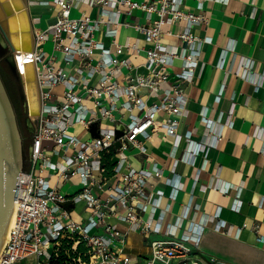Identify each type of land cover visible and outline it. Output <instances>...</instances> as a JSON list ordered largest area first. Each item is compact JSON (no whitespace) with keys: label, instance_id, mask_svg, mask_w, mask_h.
I'll return each instance as SVG.
<instances>
[{"label":"built area","instance_id":"obj_1","mask_svg":"<svg viewBox=\"0 0 264 264\" xmlns=\"http://www.w3.org/2000/svg\"><path fill=\"white\" fill-rule=\"evenodd\" d=\"M53 1L59 9L53 21L43 28L33 24L31 59L41 113L30 117L37 122L30 167L17 180L16 218L0 251V264H176L177 259V264H203L195 258L201 241L195 228L190 225L179 234L182 222L166 219L170 207L161 206L166 194L159 184L172 187L170 199L176 198L179 187L165 176L147 143L163 132L165 139L174 140V148L185 137L190 154L182 160L194 165L200 151L217 146L224 137L219 130L214 140L194 144L190 132H179L188 112L187 87L201 77L203 46L211 42L195 31L209 24L207 0H195L194 8L190 0ZM34 2L29 0V5ZM83 5L97 8L98 14L81 11ZM74 10L80 15L72 17ZM173 25H179L178 33L165 29ZM169 34L181 44L164 43ZM47 41L55 43L52 52L45 50ZM142 54L144 62L133 61ZM175 59L182 60L179 71H174ZM243 63L252 66L249 59L242 58ZM233 114L234 108L224 125L233 126ZM203 121L209 128L211 120L203 115ZM133 150L151 160L152 167H134L128 152ZM176 165L177 160L173 170ZM205 165L206 160L195 181ZM69 183L81 189L64 191ZM81 201L87 217L76 221L71 210ZM241 206L237 198L233 209ZM213 218L217 232H231L219 210ZM120 223L127 224L125 231ZM253 230L263 242L260 224ZM131 232L158 235L149 241L150 254L143 260L128 252Z\"/></svg>","mask_w":264,"mask_h":264},{"label":"crops","instance_id":"obj_2","mask_svg":"<svg viewBox=\"0 0 264 264\" xmlns=\"http://www.w3.org/2000/svg\"><path fill=\"white\" fill-rule=\"evenodd\" d=\"M37 1L29 10L32 20L40 19L43 28L54 19L55 2ZM229 2L227 5L205 2L211 17L209 24L207 28L197 26L195 31L202 38H211V42L203 46L201 77L187 87L188 112L179 127L182 135L191 133L194 144L214 140V134L219 130L223 132L222 141L200 151L194 165L182 160L190 154L185 137L172 148L174 140L165 139L164 133L159 132L147 145L164 168L165 176L179 187L176 198L170 199L172 187L164 181L159 184L166 194L161 206L170 207L166 219L182 222L183 229H179V234L190 225L195 228L201 240L195 252L203 256V264H214L216 260L231 264H264V241H258L253 230L254 224L258 223L264 235V0ZM188 4L194 8L196 1L190 0ZM95 10L97 13V8ZM165 29L178 33L179 25ZM122 32L133 37L137 35L132 29L123 28ZM99 37L109 44V39L102 33ZM162 41L169 45L181 44L176 35L170 34ZM138 58L133 57V61ZM223 58L225 62L220 65ZM242 58L249 59L252 66L242 65ZM174 65V71H179L182 60L175 59ZM173 81L174 78L170 82ZM233 108V126L228 127L224 124ZM203 115L211 120V128L206 126ZM172 151L174 155H171ZM130 155L134 167H152L151 160L146 161L145 157L141 164L134 162V157L141 154ZM205 160V168L195 181ZM237 198L242 202L239 211L233 209ZM85 210L86 206L80 220L87 217ZM218 210L220 219L231 227L228 234L214 229L217 219L213 220V216ZM129 237V254L143 259L150 254L149 241L158 235L148 238L140 232H131Z\"/></svg>","mask_w":264,"mask_h":264},{"label":"water","instance_id":"obj_3","mask_svg":"<svg viewBox=\"0 0 264 264\" xmlns=\"http://www.w3.org/2000/svg\"><path fill=\"white\" fill-rule=\"evenodd\" d=\"M19 17V36L12 32L11 18L15 17L8 0H0V41L9 46L12 53L20 47L25 51L34 48L33 20L30 14L29 0H12ZM12 13V14H11ZM18 40H21L20 42ZM26 63V62H24ZM19 71V70H18ZM21 74V72L19 71ZM24 76L21 74L24 93L30 117L34 116V80L32 71L29 73L25 65ZM94 127V134H95ZM122 135V130H117ZM120 142L116 143V147ZM23 170L19 160L18 136L14 117L0 82V251L3 248L6 234L14 211L17 180ZM214 264H231L216 260Z\"/></svg>","mask_w":264,"mask_h":264},{"label":"rangeland","instance_id":"obj_4","mask_svg":"<svg viewBox=\"0 0 264 264\" xmlns=\"http://www.w3.org/2000/svg\"><path fill=\"white\" fill-rule=\"evenodd\" d=\"M51 5H54L53 2H51ZM37 7H34L36 9ZM58 8H54V14L52 15L55 17L57 15ZM81 11H87L88 15L91 14V16H95L96 10L93 7H89L88 5H83L81 7ZM81 11L74 10L72 13V17H76L80 15ZM12 25H15V20L11 21ZM33 24L36 27H40V19H35L33 21ZM54 42L47 41L45 43V50L48 52H52L54 49ZM31 51V50H28ZM12 51L10 50L9 46L2 44L0 41V82L4 89L5 95L8 99L14 121L15 126L17 130V136H18V148H19V160L22 165L23 170H28L30 167V148H31V141L34 134V130L36 128V123L33 121L28 112H27V103H26V97L24 93V87L23 82L21 79V74L19 73L18 69L13 65L11 58L13 57ZM145 60V55L142 54L139 56L138 59H134V62L141 63ZM34 115V113L32 112ZM104 126H110L109 121L103 122ZM155 143H158V138H155ZM52 144H50L51 146ZM129 153H134L133 151H128ZM143 155H138L134 157V162L136 164H141L143 162ZM81 189V186L79 185H71L66 184L64 191L68 193H75L78 190ZM86 203L84 201H81L76 204V207L71 210V215L73 219L76 221H79L81 219L82 212H84ZM127 228L126 223H120V230L125 231ZM195 258L200 260L203 256L200 254H195ZM143 260V259H141ZM204 260V259H203ZM143 262V261H141ZM179 262V259L175 260V263L177 264ZM25 264V263H24Z\"/></svg>","mask_w":264,"mask_h":264},{"label":"bare ground","instance_id":"obj_5","mask_svg":"<svg viewBox=\"0 0 264 264\" xmlns=\"http://www.w3.org/2000/svg\"><path fill=\"white\" fill-rule=\"evenodd\" d=\"M8 2H9L8 3L9 6L13 10L12 13L15 14V17L11 18V21H13V20L16 21L15 25L11 26L12 27L11 34H13L14 36H19V38H20L21 35H20V32H19V27L20 26H19V17L17 15L18 13L15 10L13 1L12 0H8ZM18 41L20 42L21 40H18ZM20 43H19L18 49L16 48L14 50V52L12 54L13 57L11 58V60H12L13 65L21 72V74H23V76L25 75L24 74L25 65H26L27 71L29 73L32 71L33 80H34V83H33L34 84L33 102H34V106H35L34 107V116H38L41 113V94H40L39 84H38V81H37L35 64H34V61H32V59H31L32 48L29 49L31 51L26 50V52H25V51L21 50ZM26 60H29V61H26ZM24 62H26V63H24ZM15 214H16V210H15V204H14V211H13V215H12L13 218H11L10 225L12 224L14 218H16ZM10 225H9V227H10ZM8 231H9V228H8ZM8 231H7V233H8ZM8 234H6L5 240L7 239Z\"/></svg>","mask_w":264,"mask_h":264}]
</instances>
